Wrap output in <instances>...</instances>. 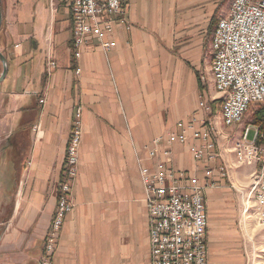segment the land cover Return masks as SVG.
Masks as SVG:
<instances>
[{
    "label": "crops",
    "instance_id": "crops-1",
    "mask_svg": "<svg viewBox=\"0 0 264 264\" xmlns=\"http://www.w3.org/2000/svg\"><path fill=\"white\" fill-rule=\"evenodd\" d=\"M232 2L125 0L114 23L117 46L105 51L92 40L78 59L70 0H2L0 51L8 70L0 83V264L42 258L78 105L83 139L75 205L53 264H151L140 168L159 165L209 185V264H244L243 224L231 189L248 185L243 213L250 215L244 203L256 166L235 164L234 146L224 156L220 138L214 162L190 150L201 146L199 130L209 118L220 133L228 129L223 94L214 84L212 42ZM50 60L56 67L49 73ZM227 165L229 177L221 170Z\"/></svg>",
    "mask_w": 264,
    "mask_h": 264
},
{
    "label": "built area",
    "instance_id": "built-area-1",
    "mask_svg": "<svg viewBox=\"0 0 264 264\" xmlns=\"http://www.w3.org/2000/svg\"><path fill=\"white\" fill-rule=\"evenodd\" d=\"M125 0H70L73 21V52L80 58L89 49V42L97 40L103 50L117 46L112 39L114 23L124 14ZM216 71L220 92H229L226 107L228 129L241 124L250 107L264 103V0H233L229 14L222 22L216 40ZM56 67L50 60L48 72ZM80 73V68L76 70ZM41 103L45 99L40 100ZM205 105V104H204ZM211 113V107L204 106ZM82 106L74 112L71 137L66 148L65 179L58 190V205L47 233L44 252L39 264H53L52 256L66 217L74 210L73 190L79 174L80 147L83 138ZM251 128L255 137L249 139ZM36 130V128H34ZM199 135L201 146L190 147L194 158L216 161L220 155L218 140L227 133L213 130V119L204 121ZM263 137L256 126H247L239 136L237 152L240 161L235 164L255 165L250 174L251 182L260 189L257 220H264V148L259 144ZM186 141L185 136L180 137ZM150 151L158 152V143ZM229 177L228 165L221 167ZM210 169L207 174L211 175ZM145 188L149 218L151 264H209L207 232L210 221L207 212L205 190L209 185L196 177L177 175L173 170L140 168ZM213 185V183H212Z\"/></svg>",
    "mask_w": 264,
    "mask_h": 264
},
{
    "label": "rangeland",
    "instance_id": "rangeland-1",
    "mask_svg": "<svg viewBox=\"0 0 264 264\" xmlns=\"http://www.w3.org/2000/svg\"><path fill=\"white\" fill-rule=\"evenodd\" d=\"M256 110L257 108L255 107V105L252 106L247 112V114L244 116L239 126H237L234 129L225 128L224 132H221V133H227V136H225L223 139L220 140V149H221V153L223 152L224 156L228 153H231L232 148L234 146L235 151H232V152L236 153L238 156V159L240 160V156L237 152V147L239 146V142L237 141L239 139V133L242 132L247 126H253L252 119H253V114ZM222 115H223V112H222ZM213 124L216 127L217 132L220 133L221 131L220 127L215 122ZM254 137H255V129L251 128L249 139L253 140ZM260 145L262 146V148H264V140L262 141ZM4 146H5L4 143L0 142V150ZM229 149L231 151H229ZM1 165L2 164L0 162V166ZM252 171L253 170H251L249 174ZM249 182H250V178H249ZM252 185H253V182L251 184V190H252ZM231 190L233 193V198L237 202V206L239 207L240 222L243 224L242 225V231H243L242 238H243V244H244V250H245L244 264H264V224H262L260 220H257V216L255 215L253 210H250L249 212L250 215H246L243 213V201H244L243 199H244V196L248 193L249 187L248 185H244V186L233 185ZM248 195L245 199V203H244L245 207L248 201ZM244 215L246 217H244ZM248 218H251V219H248ZM247 224L249 228L247 227Z\"/></svg>",
    "mask_w": 264,
    "mask_h": 264
},
{
    "label": "bare ground",
    "instance_id": "bare-ground-1",
    "mask_svg": "<svg viewBox=\"0 0 264 264\" xmlns=\"http://www.w3.org/2000/svg\"><path fill=\"white\" fill-rule=\"evenodd\" d=\"M225 18L221 19L215 29L214 37H213V42H212V51L214 55L213 59V66H212V72H213V78H214V84L216 87V90L220 92V85H219V76H218V71H216V40L219 36L220 29L222 27V22L224 21ZM223 94V122L225 125H227V120H226V107L229 103V92H221ZM228 126V125H227ZM213 130L216 131V127L213 125ZM240 156V154H239ZM259 197H260V189H257V182H253L252 185V190L249 193L248 196V201L246 204L245 212H250V210H253L254 213L257 216V206L259 205ZM262 224H264V220H260Z\"/></svg>",
    "mask_w": 264,
    "mask_h": 264
},
{
    "label": "trees",
    "instance_id": "trees-1",
    "mask_svg": "<svg viewBox=\"0 0 264 264\" xmlns=\"http://www.w3.org/2000/svg\"><path fill=\"white\" fill-rule=\"evenodd\" d=\"M254 105L257 108V110L253 114L252 124L258 127L260 132L263 134V137H261V139L258 141L259 144H261L262 141L264 140V103H257Z\"/></svg>",
    "mask_w": 264,
    "mask_h": 264
},
{
    "label": "water",
    "instance_id": "water-1",
    "mask_svg": "<svg viewBox=\"0 0 264 264\" xmlns=\"http://www.w3.org/2000/svg\"><path fill=\"white\" fill-rule=\"evenodd\" d=\"M2 22H3V12H2V0H0V29H1V26H2ZM0 61L2 62L3 64V71L0 75V83L4 80L6 74H7V70H8V67H7V59L6 57L4 56V54L0 51Z\"/></svg>",
    "mask_w": 264,
    "mask_h": 264
}]
</instances>
